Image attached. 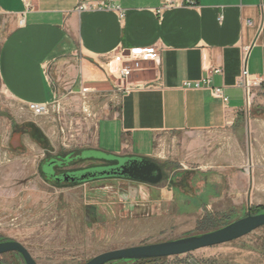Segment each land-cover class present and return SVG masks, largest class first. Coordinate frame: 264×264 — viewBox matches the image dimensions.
Instances as JSON below:
<instances>
[{
    "label": "crops",
    "instance_id": "crops-1",
    "mask_svg": "<svg viewBox=\"0 0 264 264\" xmlns=\"http://www.w3.org/2000/svg\"><path fill=\"white\" fill-rule=\"evenodd\" d=\"M170 1L176 5L166 7ZM119 2L126 10L124 20L114 12L78 13V0H0L4 93L26 105H53L83 94L84 88L105 96L109 103L100 109L86 150L149 159L164 176L163 164L171 168L174 189L167 195L151 190L166 212L203 214L222 207L245 212L261 205L264 0ZM155 46L160 47L158 62L145 64L129 80L139 87L118 89L106 66L111 56ZM246 68L261 82L249 106L240 86ZM214 87L224 89L227 103L214 96ZM22 136L14 132V148ZM95 160L103 166L109 162Z\"/></svg>",
    "mask_w": 264,
    "mask_h": 264
},
{
    "label": "rangeland",
    "instance_id": "rangeland-1",
    "mask_svg": "<svg viewBox=\"0 0 264 264\" xmlns=\"http://www.w3.org/2000/svg\"><path fill=\"white\" fill-rule=\"evenodd\" d=\"M106 103L109 102L105 96L92 92L74 94L49 105L47 114L36 116L29 105L10 99L0 85V113L8 115L0 114V241L22 243L38 264H86L108 251L211 232L248 215L249 209L234 212L224 207L203 214L162 210L159 200L151 197V190L166 194L174 189L175 175L165 164V176L156 185L108 176L82 185L59 186L46 180L40 165L48 158L57 160L83 151L84 159L120 163L103 166L101 162L84 161L58 169L74 171L70 173L77 177L121 167L128 161L86 150L94 139L100 109ZM18 130L23 136L20 147L14 148L12 136ZM36 130L46 139L45 143L32 137ZM54 168L55 165H46L44 170L51 174ZM257 207L264 208V202L251 206ZM208 217L211 223L205 221ZM5 261L11 262V258ZM194 262L264 264V227L231 243L150 264Z\"/></svg>",
    "mask_w": 264,
    "mask_h": 264
},
{
    "label": "water",
    "instance_id": "water-1",
    "mask_svg": "<svg viewBox=\"0 0 264 264\" xmlns=\"http://www.w3.org/2000/svg\"><path fill=\"white\" fill-rule=\"evenodd\" d=\"M16 144L17 147L15 148L20 147L18 143ZM101 176H108V179L119 177L144 185L159 184L164 178L163 170L157 162L149 159H131L121 167H113L103 172H88L80 177L71 176L68 173L64 174L63 179L67 183L69 180L72 182L81 180L89 183L92 180H98ZM262 227H264V213L249 214L211 232L183 237L178 240L108 251L94 257L86 264H110L119 261H142L182 256L202 249L234 242ZM9 253L19 254L25 264H38L28 248L22 243L17 241L0 242V257ZM193 264L197 263L194 262Z\"/></svg>",
    "mask_w": 264,
    "mask_h": 264
},
{
    "label": "built area",
    "instance_id": "built-area-1",
    "mask_svg": "<svg viewBox=\"0 0 264 264\" xmlns=\"http://www.w3.org/2000/svg\"><path fill=\"white\" fill-rule=\"evenodd\" d=\"M190 5H194V1H189ZM176 4L174 2H168L166 7H173ZM78 13H91V12H114L118 14L121 20L126 17V10L121 6L119 0H78L76 7ZM161 10H159V13ZM24 19L20 21V24H24ZM246 53L248 48L245 49ZM160 57V47L155 46L152 48L132 49V50H120L113 54L108 60L106 66L110 76L117 82V88L124 90L125 92H131L138 88V85H134L129 82L131 78L136 74L144 71V65L150 62L157 63ZM214 73H221L220 69H215ZM209 83V81H207ZM240 86L244 88L247 96V105L251 104L252 90L261 86V82L251 77L247 68L244 70ZM187 87L191 88L192 84H187ZM195 88H200L201 84L196 83ZM213 94L216 98L221 99L225 103L229 101L224 89L221 87L212 88ZM90 93L88 88L83 89V94ZM30 109L36 116H42L47 114L49 105L47 104H29ZM249 169L248 165L245 167Z\"/></svg>",
    "mask_w": 264,
    "mask_h": 264
},
{
    "label": "trees",
    "instance_id": "trees-1",
    "mask_svg": "<svg viewBox=\"0 0 264 264\" xmlns=\"http://www.w3.org/2000/svg\"><path fill=\"white\" fill-rule=\"evenodd\" d=\"M32 137L38 142H41V143H45L46 142V139L43 137V135L38 130L33 132ZM56 159L57 160H53V159H49V158L45 159V160H43L41 162V165H40V169H41L42 174L45 176L46 180H48V181H50L52 183H54V182L51 179L48 178L49 174L46 173L45 170H44V167L46 165H55V167H60L62 169L65 166L76 165L79 162L96 161L93 158L84 159V158H82L81 154H78V155L77 154H70V155H68L66 157H63V158L61 157V158H56ZM58 163H59V165H58ZM107 163L110 166L111 165H114V166L117 165L113 161H109ZM91 167H94V166H91ZM91 167H89V168H91ZM63 172L65 174H68V173L74 172V171H63ZM110 179H121V178H119V177H111ZM85 183H87V182L86 181L82 182L81 180H77L76 182H69V183L62 182V183H58L57 185H59V186L66 185V184H69V185H82V184H85ZM261 213H264V208L263 207H257L255 209L250 208V210L248 212V215L249 214L256 215V214H261ZM205 221H207L208 223H211V217L206 218ZM226 225H228V224H226ZM226 225H224V226H226ZM0 242H4V241L1 240ZM6 258H11V262L5 261ZM19 258L23 261L22 257L19 254L9 253V254H6V255L0 257V264H20ZM164 259H150V260H142V261H125V262L153 263V262H157V261H162ZM23 263H24V261H23Z\"/></svg>",
    "mask_w": 264,
    "mask_h": 264
},
{
    "label": "flooded vegetation",
    "instance_id": "flooded-vegetation-1",
    "mask_svg": "<svg viewBox=\"0 0 264 264\" xmlns=\"http://www.w3.org/2000/svg\"><path fill=\"white\" fill-rule=\"evenodd\" d=\"M58 169H61L60 167H55L54 168V171L49 174V179H51L53 182L55 183H62V182H65L64 179H63V176H64V172L61 170V171H58ZM71 176H74L73 174L69 173ZM69 182H72L71 180H69ZM68 182V183H69ZM67 183V182H66Z\"/></svg>",
    "mask_w": 264,
    "mask_h": 264
}]
</instances>
